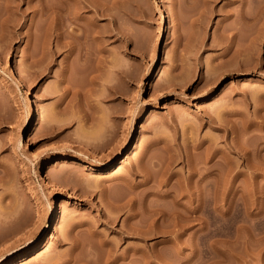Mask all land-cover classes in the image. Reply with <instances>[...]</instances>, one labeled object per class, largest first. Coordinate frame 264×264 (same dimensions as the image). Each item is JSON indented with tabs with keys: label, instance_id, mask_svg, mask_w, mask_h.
Wrapping results in <instances>:
<instances>
[{
	"label": "rangeland",
	"instance_id": "1",
	"mask_svg": "<svg viewBox=\"0 0 264 264\" xmlns=\"http://www.w3.org/2000/svg\"><path fill=\"white\" fill-rule=\"evenodd\" d=\"M19 1L0 0V264H264V0H95L81 57Z\"/></svg>",
	"mask_w": 264,
	"mask_h": 264
},
{
	"label": "bare ground",
	"instance_id": "2",
	"mask_svg": "<svg viewBox=\"0 0 264 264\" xmlns=\"http://www.w3.org/2000/svg\"><path fill=\"white\" fill-rule=\"evenodd\" d=\"M22 1V0H20ZM19 1V2H20ZM95 0H30L29 2H26L28 4H31L34 8H35V12L37 13H40V16L42 15H47L45 14L46 12H49L50 11V14L51 17L53 15V19L55 18L56 22H55V30H56V41L58 43V47L62 49V47H65L66 50L68 51L69 55H71L72 53H75V51H77L76 49H78L80 52L79 54L75 55L76 56H82V49H84V45L86 46V42L89 41V39L91 40H96L98 42H100L99 44L103 43V36L101 35V33L103 32H100L101 30H99V26H98V23L95 22V20L93 21L89 19L88 23H86V21L88 20H85L87 16H85L84 14H82V11L83 9H87L89 8V6L91 5V2H93ZM255 1V0H254ZM263 1V0H262ZM97 2V1H96ZM246 2V0L244 1ZM259 2V0H258ZM261 2V0H260ZM8 3V2H7ZM6 3V4H7ZM10 3V1H9ZM8 3V4H9ZM15 3V2H14ZM95 3V2H94ZM99 3V7L98 8V5L97 7H95V10H94V13L96 14V16L99 15H104V10H102L101 6H100V2ZM7 4V6H8ZM103 4V3H102ZM262 4V2L260 3ZM19 5V4H18ZM95 5V6H96ZM263 5V4H262ZM260 6V5H258ZM92 7L93 6V3H92ZM264 7V6H263ZM261 6V8H263ZM9 8H7L8 10ZM19 9V8H18ZM94 9V8H92ZM6 10V11H7ZM12 10V9H10ZM5 11V10H4ZM9 11V10H8ZM7 11V12H8ZM51 12L53 14H51ZM5 13V12H4ZM94 14V15H95ZM6 15V14H5ZM9 15V14H8ZM11 16V15H10ZM5 17V16H4ZM39 17V16H38ZM36 17V18H38ZM47 17V16H46ZM50 17V16H49ZM50 17V18H51ZM48 18V17H47ZM89 18V17H87ZM101 18V17H100ZM46 19V18H45ZM20 20V19H19ZM54 20V21H55ZM83 20H85V22L82 24ZM18 21V20H17ZM42 21V20H41ZM39 21V22H41ZM52 21L49 19V22ZM16 22V21H15ZM44 22V20H43ZM13 23V22H12ZM18 23V22H17ZM34 23V22H33ZM37 23V22H36ZM86 23V25H85ZM21 24V23H20ZM45 24V23H44ZM53 24V23H52ZM4 25V24H3ZM79 28H76L78 27ZM19 26V25H18ZM49 26V25H48ZM76 26V27H75ZM50 27H51V23H50ZM102 28V27H100ZM50 29V28H48ZM78 29V30H77ZM259 34V33H258ZM259 39V38H258ZM90 40V41H91ZM256 40V39H254ZM95 41V42H96ZM252 41V40H251ZM256 42V41H255ZM253 41V43H255ZM88 43V42H87ZM102 45V44H101ZM59 49V50H60ZM58 50V51H59ZM102 50V49H101ZM226 50V49H225ZM229 50V49H228ZM65 51V50H64ZM100 51V50H99ZM80 56V57H81ZM79 60V59H78ZM33 64L35 62H32ZM71 65V64H70ZM69 65V66H70ZM30 66V65H29ZM71 69V66L70 68ZM65 70V69H64ZM63 70V72H65ZM43 72V71H42ZM69 72V71H68ZM62 74V73H61ZM64 74V73H63ZM68 74V73H67ZM63 78L67 77L66 76V72L64 75H62ZM216 80V79H215ZM213 79V81H215ZM60 83V82H59ZM62 95V94H61ZM65 95V93H64ZM158 105V104H157ZM212 119V118H211ZM215 121V119H214ZM130 144V143H129ZM127 145V144H126ZM125 145V146H126ZM128 149V146L124 147V151H126ZM123 152V151H122ZM121 153V152H120ZM121 156H119L118 158H120ZM123 157V156H122ZM3 162V161H2ZM2 162L0 164H2ZM64 162H67L66 159H57L56 161H53L52 165L49 167L48 171L49 173L51 174H58L59 173V169L61 167V164L64 163ZM108 164V163H107ZM84 166L82 167V169H86L87 166L85 164H83ZM1 166V165H0ZM2 167L4 168V170L6 171L7 170V166H5V163L4 165L2 164ZM1 167V168H2ZM108 168L105 167V169ZM3 170V169H1ZM3 170V171H4ZM68 203H65V201H62L59 205L60 207V210H64L68 207ZM8 233V232H7ZM30 260V259H29ZM29 260H21L19 261L18 263H15V264H27ZM31 261H32V258H31Z\"/></svg>",
	"mask_w": 264,
	"mask_h": 264
}]
</instances>
